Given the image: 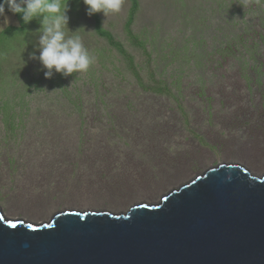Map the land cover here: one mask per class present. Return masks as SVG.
Returning a JSON list of instances; mask_svg holds the SVG:
<instances>
[{
    "label": "rangeland",
    "instance_id": "rangeland-1",
    "mask_svg": "<svg viewBox=\"0 0 264 264\" xmlns=\"http://www.w3.org/2000/svg\"><path fill=\"white\" fill-rule=\"evenodd\" d=\"M231 1L138 0L133 31L146 37L157 34L156 50L172 42L178 51L190 36L202 35L205 42L188 55L192 66L183 67L176 63V54L160 56L159 51L148 63L131 45L125 26L132 0H125L119 14L100 13L105 30L140 65L148 64L141 71L146 79L154 67L157 77L168 79L174 97L145 92L128 71L122 70L121 77L113 66L107 67L120 55L95 33V19L87 15L83 0H68L66 36H76L77 28L95 62L91 70L77 73L75 81L66 80L62 89L43 81L47 70L39 60L29 58L32 63L24 64L32 55H24L21 38H0V68H7L10 80H22L27 72L42 80L38 100L30 99L41 107L25 119L23 139L17 135L5 143L0 138L4 216L43 224L66 211L126 213L134 205L158 203L170 190L222 163L264 175V0L246 7L240 6L243 0ZM237 8L243 14L249 10L245 22L252 28L239 36L241 46L233 54H220L221 47H213L216 40L220 45L244 27L233 18ZM21 23L17 14L4 11L0 34ZM191 28H196L193 35ZM39 36L34 37L36 50ZM7 47L13 51L5 52ZM99 55L106 58L96 60ZM3 56L9 64L1 61ZM170 62L169 71L161 72ZM101 65L106 68L101 70ZM66 92L77 97V110Z\"/></svg>",
    "mask_w": 264,
    "mask_h": 264
},
{
    "label": "water",
    "instance_id": "water-1",
    "mask_svg": "<svg viewBox=\"0 0 264 264\" xmlns=\"http://www.w3.org/2000/svg\"><path fill=\"white\" fill-rule=\"evenodd\" d=\"M0 264H264V175L222 163L156 204L43 224L0 209Z\"/></svg>",
    "mask_w": 264,
    "mask_h": 264
},
{
    "label": "trees",
    "instance_id": "trees-1",
    "mask_svg": "<svg viewBox=\"0 0 264 264\" xmlns=\"http://www.w3.org/2000/svg\"><path fill=\"white\" fill-rule=\"evenodd\" d=\"M133 1V9L129 18V21L126 25V32L128 34L129 42L131 45H135L138 49L142 51V54L144 57H147V62H151L152 56L156 51H159V55L161 56H167V55H173L176 54L177 61L176 63L179 64L180 66H192L193 64V59L189 58L188 55L191 54L194 50L197 49V45H200V43L205 42V40H202V35H200L198 38H195L193 36H190V38L187 39L185 43L181 47H178V51H176L177 47L173 45L172 42L166 43V45H163V48H160L159 50H156L157 48V34H151L150 37H146V33L144 34H135L132 29V25L134 24L135 18H136V12L138 11L139 8V3L138 0H132ZM178 3H182L183 0H176ZM240 1V0H237ZM231 2H236V0H233ZM0 4H4V11H8L9 8L7 4L4 3V0H0ZM243 5V4H240ZM242 8H237V11L233 14L234 20H237L238 24L242 27L236 35L228 36V40L225 42H221L220 45L218 41L213 44V47L216 49L217 46H220L221 49L218 48V52L220 54H230L235 51H232L234 48L240 47L242 40H240L239 36L244 32V31H249L251 26L247 25L245 22V14H247V11L245 13H241L239 11H242ZM239 13L241 15V19H238L236 13ZM244 12V11H243ZM18 17L22 16V14H17ZM95 18V33L99 36L102 37L104 40L107 41V43L115 50L118 51L119 57H114L113 60L109 61V66H113L115 70L121 75L122 77V70L128 71L131 76L135 78V80L138 82V84L144 89L145 92H155L157 94H164L168 93L170 97H174V95H171V89L170 85L168 82V79H163V75H158L157 77V69L150 68V70H147V79L144 74H142V70L145 68L148 69V64L144 62V66L140 65L136 61V56L130 52L128 49H126L123 44L116 39V37L113 36V34L105 30V28L102 26V20L98 16V14H93ZM42 18H36L33 19L32 21L28 22L25 24L23 20H21V26L19 28H8L5 30V32L0 34V38L2 37H8L11 40H21L24 42L22 46V50L24 52V55L27 53H30L31 55H34L37 57L36 60H39V52L40 50H36V48L33 47V44H35V38L41 34L42 29L41 28V23L40 20ZM71 20L69 19L70 23ZM74 26H76V23H74ZM200 27V26H198ZM190 31H192L191 35H193V31H196V28H191ZM218 32L220 31V28H218ZM76 36H77V28L75 30ZM80 33V32H79ZM84 34L86 32L84 31ZM154 35V36H153ZM153 36V37H152ZM222 36V35H221ZM193 37V38H191ZM227 38V36H226ZM153 46L151 49L148 44ZM28 46L30 49L26 48L23 49L24 47ZM39 46L36 44V47ZM233 46V47H232ZM246 48V46H245ZM170 49L169 51H167ZM36 50V51H35ZM5 52H10L13 51L10 47H7L4 49ZM245 51H247L245 49ZM161 53V54H160ZM91 55V53H89ZM101 54V52H99ZM105 57L104 55H99L96 56V60L99 58ZM30 57H25V63L28 67L29 63H32L31 61L27 60ZM106 58V57H105ZM13 55L11 56V60H9V63L13 61ZM1 61H4L8 63V60L2 58ZM8 63V64H9ZM103 62H101L102 64ZM122 64V67L116 68V64ZM106 64V63H104ZM199 60L195 63V66H198ZM94 65V63L92 64ZM173 65L172 62L168 63L166 68L162 70L161 72H165L166 70L169 71L168 68H170ZM7 67V66H6ZM103 70L106 68L105 66L101 65ZM46 70V69H45ZM91 70V67H90ZM7 68H0V138L3 142L8 143L10 140L15 141L17 135H19V139H23L25 136V131H26V123L25 119L34 113L35 111H38L41 107L40 102H31L30 99L33 98L35 101L38 100L40 91L42 89V80H35L34 77L36 76L35 73H29L27 72V77L24 79H18V78H10L9 73L7 72ZM25 74V73H24ZM167 74H170L167 73ZM77 73H73L70 76H63L60 73H56L55 70H53V74L51 78L45 79V76L43 75V81H46L49 86L55 87L57 86L58 88L62 89L64 85V82L66 80H73L75 81ZM171 75V74H170ZM34 76V77H33ZM41 76V75H40ZM174 76V75H173ZM179 78L182 76V74L177 75ZM124 79V77H123ZM10 80V81H9ZM65 91V90H64ZM67 93V92H66ZM67 96L70 97V99L74 98L75 102H71L72 106L75 108V110L78 109V105L80 102L76 100V96H74L73 93H67ZM80 97V96H79ZM81 98V97H80ZM42 101V100H41ZM78 106V107H77ZM25 123V126H24Z\"/></svg>",
    "mask_w": 264,
    "mask_h": 264
},
{
    "label": "clouds",
    "instance_id": "clouds-1",
    "mask_svg": "<svg viewBox=\"0 0 264 264\" xmlns=\"http://www.w3.org/2000/svg\"><path fill=\"white\" fill-rule=\"evenodd\" d=\"M4 3L12 13L22 14L18 20L20 22L23 20L25 24L33 19L42 18L38 59L43 68L47 70L45 79L51 78L53 70L65 77L73 73H86L95 62V57L89 54L79 36H66V31L69 32L67 29L69 17L66 15L69 11L68 0L66 2L65 0H4ZM83 3L87 6V15L93 16L96 13L101 18L100 13H103L105 17L109 14H119L125 0H83ZM253 4L260 5L261 0H243V5L240 6L246 7ZM3 14L4 4H0V16ZM5 22L7 23V18ZM133 25L132 29H134ZM30 58L37 59L34 55Z\"/></svg>",
    "mask_w": 264,
    "mask_h": 264
}]
</instances>
